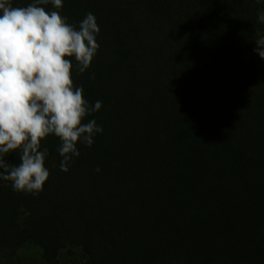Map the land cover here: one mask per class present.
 Wrapping results in <instances>:
<instances>
[{
    "label": "trees",
    "instance_id": "16d2710c",
    "mask_svg": "<svg viewBox=\"0 0 264 264\" xmlns=\"http://www.w3.org/2000/svg\"><path fill=\"white\" fill-rule=\"evenodd\" d=\"M25 7L33 0H10ZM46 11L51 4L41 5ZM100 29L72 79L102 127L43 191L0 180V264H264V0H63ZM22 163L18 152L4 157Z\"/></svg>",
    "mask_w": 264,
    "mask_h": 264
},
{
    "label": "clouds",
    "instance_id": "9594fccd",
    "mask_svg": "<svg viewBox=\"0 0 264 264\" xmlns=\"http://www.w3.org/2000/svg\"><path fill=\"white\" fill-rule=\"evenodd\" d=\"M48 4L57 10L41 6ZM62 7L63 0H33L25 7L0 0V180L11 182L16 192L43 191L50 172L41 142L49 136L61 142L57 151L66 172L80 155L77 144L91 147L103 131L94 119L83 122L102 102L91 105L83 88L74 85L69 59L79 73L86 72L99 48L100 29L91 13L77 29L60 14ZM258 21L264 24V11ZM255 40L254 51L264 59V35ZM13 152L19 153V165L5 162Z\"/></svg>",
    "mask_w": 264,
    "mask_h": 264
},
{
    "label": "rangeland",
    "instance_id": "374dc122",
    "mask_svg": "<svg viewBox=\"0 0 264 264\" xmlns=\"http://www.w3.org/2000/svg\"><path fill=\"white\" fill-rule=\"evenodd\" d=\"M18 259L22 264H44L41 260V251L34 246H27L20 250ZM61 263H68L66 253H62L61 255Z\"/></svg>",
    "mask_w": 264,
    "mask_h": 264
}]
</instances>
